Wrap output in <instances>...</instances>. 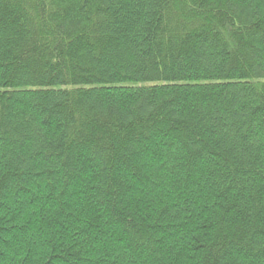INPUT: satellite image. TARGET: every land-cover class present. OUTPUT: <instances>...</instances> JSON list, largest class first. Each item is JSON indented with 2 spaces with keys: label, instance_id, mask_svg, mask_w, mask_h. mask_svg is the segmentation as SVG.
I'll list each match as a JSON object with an SVG mask.
<instances>
[{
  "label": "trees",
  "instance_id": "trees-1",
  "mask_svg": "<svg viewBox=\"0 0 264 264\" xmlns=\"http://www.w3.org/2000/svg\"><path fill=\"white\" fill-rule=\"evenodd\" d=\"M0 264H264V0H0Z\"/></svg>",
  "mask_w": 264,
  "mask_h": 264
}]
</instances>
